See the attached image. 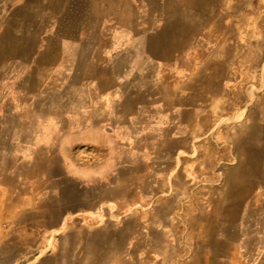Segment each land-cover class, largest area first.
Returning <instances> with one entry per match:
<instances>
[{
  "label": "rangeland",
  "instance_id": "1",
  "mask_svg": "<svg viewBox=\"0 0 264 264\" xmlns=\"http://www.w3.org/2000/svg\"><path fill=\"white\" fill-rule=\"evenodd\" d=\"M36 4L33 8L48 15L49 33L59 27L58 35L77 36L86 44L74 66L81 81L89 77L97 92L127 91L134 108L130 132L148 134L137 141V147L146 150V162L133 177L128 172L125 189H151V193L144 198L136 195L139 204H129L128 209L107 206L105 215L102 210L80 226L76 233L81 263L86 237L92 234L101 240L94 243L92 264H264V60L256 65L224 64L225 51L213 41L215 34L206 32L216 22L210 17L216 2L40 0ZM256 21L264 26V18ZM259 36L264 38V27ZM47 68L50 78L58 67ZM69 69L60 66L59 72L67 74ZM4 100L0 99L4 112L0 121H16L17 116L7 113L8 99ZM28 104L39 109L40 99ZM168 112L172 122L161 136ZM20 115L21 122L32 121L24 111ZM115 119L112 116V123L102 129L119 137ZM149 119L152 122H146ZM98 149L80 146L73 155L79 156L80 164L95 165ZM104 182L101 189L103 184L114 186ZM69 230L67 226L63 231ZM105 234L111 236L110 257L103 251ZM123 235L142 238L135 239L131 251L132 243L126 248ZM4 245L0 264L41 262L39 257H26L20 243Z\"/></svg>",
  "mask_w": 264,
  "mask_h": 264
},
{
  "label": "crops",
  "instance_id": "2",
  "mask_svg": "<svg viewBox=\"0 0 264 264\" xmlns=\"http://www.w3.org/2000/svg\"><path fill=\"white\" fill-rule=\"evenodd\" d=\"M38 1L0 0V6L7 7L0 8V99H8L7 113L17 116L16 121H0V226H7L0 229V247L20 243L26 257H39L41 262L53 258L55 264H92L94 243L100 237H86L88 247L81 263L76 231L102 210L105 215L107 206L128 209L129 204H139L136 195L144 198L151 193V189H125L128 172L133 177L146 162V150L137 147V141L148 134L146 130L130 132L134 108L127 101V91L124 95L112 93L114 90L97 92L89 77L81 81L74 66L79 49L86 44L77 36L58 35L59 27L49 33L47 13L33 8ZM214 1L210 17L216 22L206 32L215 34L213 41L225 51L224 64L263 63L264 38L259 34L264 26L256 19L264 18V0ZM48 66L58 67L50 78ZM60 66H67L69 72L60 74ZM80 82L85 83L81 88ZM63 83L66 89H62ZM49 85L52 90L47 89ZM36 98L40 99L39 109L28 106ZM21 111L32 119L30 123L20 121ZM112 116L119 123L115 125L121 131L119 137L102 129L112 123ZM138 120L139 116L135 122ZM167 120L161 136L172 122L169 112ZM188 124L191 127L190 120ZM86 145L99 148L98 164H80L79 156L74 157V149ZM107 180L114 186L103 184L105 189H101L100 183ZM67 226L70 230L64 233ZM141 238L123 235L126 248L132 243L131 251L135 239ZM102 241L103 251L110 257L111 236L103 235ZM135 252L138 257L140 250Z\"/></svg>",
  "mask_w": 264,
  "mask_h": 264
}]
</instances>
